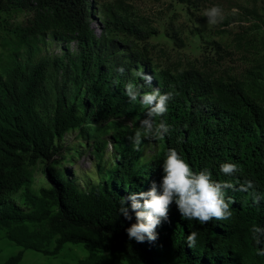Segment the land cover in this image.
<instances>
[{
	"label": "trees",
	"instance_id": "16d2710c",
	"mask_svg": "<svg viewBox=\"0 0 264 264\" xmlns=\"http://www.w3.org/2000/svg\"><path fill=\"white\" fill-rule=\"evenodd\" d=\"M170 2L194 12L206 0ZM257 2L247 0L252 12L258 8ZM122 8V4L100 7L96 0H0V13H31L28 27L22 31L25 38L52 32L59 42H75L77 49L63 58L7 68L0 77V232L21 249L1 264H19L25 251L54 257L67 244L81 245L88 253L77 264H99L103 254L112 263L161 264L159 249L168 250L177 264H264V256L256 254L264 242L257 245L251 232L253 225L264 228V198L255 204L249 194L254 191L264 197V92L254 90L264 74L263 56L250 61L256 64L255 72L247 73L251 84L222 65H211L213 62L198 67H160L153 63L149 50L138 45L152 34L149 23L141 18L130 20ZM91 13L99 19V35L88 24ZM236 42L242 54H257L250 36L238 37ZM31 50L33 47L29 56ZM217 52H221L218 62L229 54L219 45ZM55 67L61 71L58 93L41 109V101L48 100L47 83ZM138 72L150 75L151 84ZM129 82L141 95L155 89L173 94L168 111L155 117L169 125V133L163 140L142 136L139 151L134 150L132 137L149 106L139 97L130 100L125 89ZM68 95L73 100L84 99L79 105L82 113L68 103ZM76 129L97 153L107 146L101 136H109L117 154L106 180L88 191L54 169L60 150L55 142ZM144 142L154 143L158 149L151 159L141 161ZM170 148L194 172L207 168L214 180L234 185L226 190V198L235 201L230 205L232 216L201 225L182 219L173 203L168 220L156 229L158 238L137 243L126 234L135 223L127 197L149 191L153 182L160 184L163 159ZM39 162L45 163L48 188L32 193L28 170ZM224 162L237 164L239 170L231 176L222 174L220 164ZM245 181L254 185L249 192L239 190ZM20 190L25 209L7 203ZM121 198L127 201L124 206L131 221L120 215ZM193 231L198 235L190 248L187 236Z\"/></svg>",
	"mask_w": 264,
	"mask_h": 264
},
{
	"label": "rangeland",
	"instance_id": "374dc122",
	"mask_svg": "<svg viewBox=\"0 0 264 264\" xmlns=\"http://www.w3.org/2000/svg\"><path fill=\"white\" fill-rule=\"evenodd\" d=\"M96 3L100 7L112 8L122 4V10L127 13L130 20L141 18L147 21L152 34L145 42L138 45L149 50L153 63H157L160 67H198L204 63L213 62L211 65H222V69L224 67V70L246 84H251L247 73L255 72L256 64L254 66L250 63L253 58L258 55L263 56L261 66L264 67V0H258V8L253 12L247 0H206L194 12H189L184 5L171 3L170 0H96ZM214 5L222 7L224 19L211 25L204 12ZM30 18L31 13L27 10H18L9 14L0 13V77L3 76L5 69L16 65L22 66L28 62L35 63L47 58L59 59L66 57L67 54L76 53L75 42L68 39L59 42L53 37L52 32H43L34 37L25 38L22 31L28 27ZM98 21L96 14L91 13L88 24L96 35L100 34ZM243 35L251 37L257 54L252 52L244 55L240 52L236 41ZM217 45L229 53L220 62H218L217 54L221 52H217ZM30 47H33V50L29 56ZM253 67H255L254 70H252ZM51 74L52 78L47 83V89L50 90L48 100L45 98L41 101V109L50 104L58 93L56 86L60 82L61 71L55 67ZM254 90L260 94L264 92V74ZM66 98L68 103L75 106L77 112L82 113L79 108V105L85 103L82 97L73 100V97L68 95ZM101 139L107 142V146L104 150H100L99 154L93 149L92 142L86 140L77 129L70 130L55 142L60 150L54 158L58 163L54 169L73 178L82 191H88L94 184L104 182L117 161V154L112 149L109 136L103 135ZM141 148V161H146L156 153L158 146L151 142H144ZM44 166V162H39L28 170L32 175L30 186L32 193L48 188L43 176ZM22 195L23 190H20L11 196L7 203H13L25 209ZM52 247L53 244L49 250ZM19 251L21 249L7 241L5 234L0 232V264ZM159 253L161 264H177L168 250L159 249ZM87 254L81 245L67 244L54 257L25 251L19 264H77L79 260L85 259ZM99 264H124V262L112 263L103 254V260Z\"/></svg>",
	"mask_w": 264,
	"mask_h": 264
},
{
	"label": "clouds",
	"instance_id": "9594fccd",
	"mask_svg": "<svg viewBox=\"0 0 264 264\" xmlns=\"http://www.w3.org/2000/svg\"><path fill=\"white\" fill-rule=\"evenodd\" d=\"M235 11V10H234ZM204 15L208 18V23L215 25L224 19V10L219 5H214L205 10ZM123 73L124 69H118ZM146 83L151 84L152 77L138 72ZM126 95L131 101H136L139 97L141 102L149 106L146 118L136 129L132 137L134 150L139 151L141 137H151L163 140L169 133L170 127L164 122H157L155 117L163 116L168 111V102L172 99L171 92L161 94L159 89L141 95L137 86L131 82L125 85ZM163 176L159 185L153 182L147 192L133 193L127 197L131 201V212L135 214V223L126 229V234L130 240L137 243L155 241L157 237L156 229L162 221L168 220V210L170 205L175 203L182 219L196 220L199 224L205 225L213 219L228 220L232 216L230 205L235 203L231 198H226V190L233 189L234 185L228 182H219L212 178V173L207 168L194 172L192 167L177 152L170 148L165 154L162 163ZM235 163L224 162L220 164V172L231 176L238 171ZM254 187L251 181H245L240 185V191L249 192ZM159 188V190H158ZM253 203L259 204L262 197L256 192H250ZM142 201V203L140 202ZM122 206L120 215L125 220L131 221L129 209L125 207L127 202L121 198ZM253 239L257 245L262 242L264 228L253 225L251 228ZM198 233L193 231L187 236L188 246L194 247ZM257 255L264 256V248L256 252Z\"/></svg>",
	"mask_w": 264,
	"mask_h": 264
}]
</instances>
